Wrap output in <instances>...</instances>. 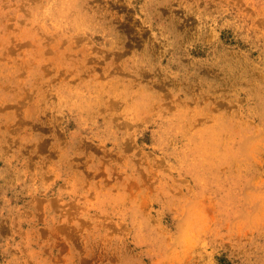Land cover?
Instances as JSON below:
<instances>
[{"label": "rangeland", "instance_id": "1", "mask_svg": "<svg viewBox=\"0 0 264 264\" xmlns=\"http://www.w3.org/2000/svg\"><path fill=\"white\" fill-rule=\"evenodd\" d=\"M0 264H264V0H0Z\"/></svg>", "mask_w": 264, "mask_h": 264}]
</instances>
